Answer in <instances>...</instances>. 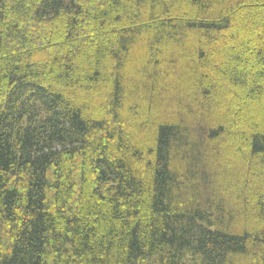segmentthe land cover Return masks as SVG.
Segmentation results:
<instances>
[{
    "label": "trees",
    "instance_id": "1",
    "mask_svg": "<svg viewBox=\"0 0 264 264\" xmlns=\"http://www.w3.org/2000/svg\"><path fill=\"white\" fill-rule=\"evenodd\" d=\"M0 264H264V0H0Z\"/></svg>",
    "mask_w": 264,
    "mask_h": 264
}]
</instances>
